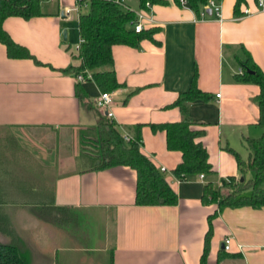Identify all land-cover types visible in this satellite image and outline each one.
Returning <instances> with one entry per match:
<instances>
[{"label": "crops", "instance_id": "crops-1", "mask_svg": "<svg viewBox=\"0 0 264 264\" xmlns=\"http://www.w3.org/2000/svg\"><path fill=\"white\" fill-rule=\"evenodd\" d=\"M162 1L149 12L153 40L112 49L113 71L123 86L108 92L112 118L104 121L113 123L121 137L134 136L141 125V153L159 172L165 170L160 173L178 198L176 206H135L136 175L128 167L96 171L83 166L82 139L95 136L101 118L93 102L103 92L93 81L76 83L71 72L79 65L81 41L75 0H40L41 16L2 22L10 39L33 59L8 58L0 43V244L42 242L34 264H199L208 218L217 210L202 203L204 185L243 178L226 149L243 151L239 155L246 160L244 140L262 131L256 126L257 86L237 83L234 76L246 55L264 74V12L257 10L256 0H245L238 11L236 0H214L221 22L208 12L207 19L197 21L189 8ZM127 4L138 10L136 0ZM245 9L251 15L240 17ZM193 80L209 99L188 103L187 115L204 131L199 141L215 175L179 181L172 171L181 154L169 151L165 133L152 132L150 125L184 119L173 104ZM51 210L111 223L110 244L75 248L65 235L43 234L44 222L36 213ZM211 228L207 264H264V208H224ZM227 238L230 250L224 251Z\"/></svg>", "mask_w": 264, "mask_h": 264}, {"label": "trees", "instance_id": "trees-1", "mask_svg": "<svg viewBox=\"0 0 264 264\" xmlns=\"http://www.w3.org/2000/svg\"><path fill=\"white\" fill-rule=\"evenodd\" d=\"M136 1L138 9H142L146 2L165 4L162 0ZM174 2L179 5L178 0ZM207 2L208 0H187V5L198 17ZM244 3L245 0H236L235 11H238ZM79 5L78 31L81 41L76 56L79 65L71 68L72 75L90 73V81H93L101 92H113L123 86L117 82L113 71V47H138L139 43L145 39L153 40L156 30L150 28L141 33H135L132 28L135 15L126 11L116 0H81ZM41 15L40 0H0V43L5 47L8 58L33 59L24 47L15 44L10 39L2 28V22L9 17L30 20ZM238 65L240 72L234 76L235 82L253 84L258 88V94L254 99L258 108L256 126L261 129L262 133L258 138L244 140L248 153L246 160H243L235 151L226 149L235 160L238 173L243 177L242 182L232 176L222 179L219 187H214L211 182L203 187L202 203L216 205L217 210L208 218L209 230L205 235L199 264H207L212 236L211 222L219 211L227 207L264 208V74L248 55L244 60H239ZM194 80L190 90L180 94L173 104L183 112L184 119L175 123L150 125L152 132L163 131L165 133L166 147L169 151L181 154L180 163L172 171L173 176L179 181L185 180L187 176L215 175L208 162L207 151L199 141L204 131L199 129L201 125L193 123L187 115L188 103L209 99L208 94L197 89ZM140 129L141 125L135 126L134 136H128L130 140L124 141L113 123L104 121V119L99 120L93 137L99 145L101 158L91 170L128 167L136 175L135 206H176L178 198L169 187L165 177L155 168L151 160L141 153ZM247 173H252L253 177L246 179ZM19 243L20 241H14L10 244H0V264H27Z\"/></svg>", "mask_w": 264, "mask_h": 264}, {"label": "rangeland", "instance_id": "rangeland-1", "mask_svg": "<svg viewBox=\"0 0 264 264\" xmlns=\"http://www.w3.org/2000/svg\"><path fill=\"white\" fill-rule=\"evenodd\" d=\"M82 142L81 156L83 158V166L91 169L100 161L101 155L99 152V145L93 136L86 135L82 139ZM239 142L240 141L237 139V148H240ZM236 152L242 155L243 151L236 150ZM231 158L233 160V156ZM252 177V173L247 175V179ZM213 181H216V178H213ZM36 217L44 222L43 224H40L44 228L41 227L42 229H39V231L43 232V234H47L46 231L51 230V233L56 235V237L65 235L75 248L82 247L83 249L90 247L92 249L102 246L103 244L106 246V244H110L112 239L111 223H105V225L101 219H98L95 216L92 217L91 215L74 211L51 210V212H47L44 215L36 213ZM49 240L50 239L45 236L44 242L48 243ZM41 243L42 242L39 243L40 245H35L36 248L26 242L19 243V247L24 253L28 264H34V255L40 251L38 248H41Z\"/></svg>", "mask_w": 264, "mask_h": 264}, {"label": "built area", "instance_id": "built-area-1", "mask_svg": "<svg viewBox=\"0 0 264 264\" xmlns=\"http://www.w3.org/2000/svg\"><path fill=\"white\" fill-rule=\"evenodd\" d=\"M47 1H49V0H47ZM80 1L81 0H75L76 10L79 9V6H80L79 2ZM116 1L126 11L132 12L135 15V20L132 22V28H133L135 33H141L142 31L149 29L150 27H152L155 24L154 20L149 15V12L152 8V4L150 2H146L142 9L133 10L127 4V0H116ZM178 2H179L180 7L188 8L187 0H178ZM256 8L258 11L264 12V0H256ZM208 11H210L209 17L212 16L213 19L221 22V20H222V18H221V7H220V4L214 0H208L207 4L205 6H203L202 10L199 13V16L196 18L197 21H204L205 19H207L208 18V13H207ZM68 13H70V10L66 11V14H68ZM249 15H251V11H249L248 9H245L241 13L240 17L249 16ZM73 78L76 81V83H84L85 81H88L91 79V74L86 73V75H82V74L73 75ZM218 97L219 96H217V98ZM111 103H112V94H110L108 92L101 93L99 95V97L93 102L94 109L99 114V117L101 119H111L112 118V113L110 112ZM123 140L129 141L130 139L128 136H124ZM160 172L163 173V172H165V170L161 169ZM198 178H199V180H203L204 176L199 175ZM230 242H231V240L228 238L224 240V243H223L224 251L230 250Z\"/></svg>", "mask_w": 264, "mask_h": 264}, {"label": "water", "instance_id": "water-1", "mask_svg": "<svg viewBox=\"0 0 264 264\" xmlns=\"http://www.w3.org/2000/svg\"><path fill=\"white\" fill-rule=\"evenodd\" d=\"M208 13H210V11H208ZM63 36H65V33L63 34ZM240 181L242 182L243 181V178H240Z\"/></svg>", "mask_w": 264, "mask_h": 264}]
</instances>
